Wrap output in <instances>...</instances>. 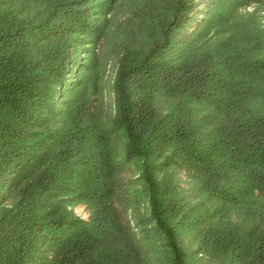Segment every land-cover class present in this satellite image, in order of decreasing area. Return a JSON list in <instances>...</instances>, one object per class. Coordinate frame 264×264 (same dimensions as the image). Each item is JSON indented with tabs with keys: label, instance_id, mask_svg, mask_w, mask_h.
<instances>
[{
	"label": "trees",
	"instance_id": "trees-1",
	"mask_svg": "<svg viewBox=\"0 0 264 264\" xmlns=\"http://www.w3.org/2000/svg\"><path fill=\"white\" fill-rule=\"evenodd\" d=\"M200 1L0 0V264H264V0Z\"/></svg>",
	"mask_w": 264,
	"mask_h": 264
},
{
	"label": "rangeland",
	"instance_id": "rangeland-1",
	"mask_svg": "<svg viewBox=\"0 0 264 264\" xmlns=\"http://www.w3.org/2000/svg\"><path fill=\"white\" fill-rule=\"evenodd\" d=\"M208 1L209 0H201L198 3V8L203 9V10H207L209 8V6H206L208 4L207 3ZM255 7H257L256 4L247 5L244 8H241L240 11H242V10L252 11ZM259 7L261 8L260 13L262 14L263 19H264V5L259 6ZM201 12L202 13L200 15H198V17H202L203 18L205 16V13L203 11H201ZM116 14H118V15L121 14L122 15V12L121 11H118V12H116ZM194 25H195V22H193L192 25H191V27H189L187 29V32L186 33L192 32L193 28L195 27ZM106 70L107 71L105 72V75L103 76V84H105V89H103L100 92L99 99H100V101H102L103 103H105L106 106H107L109 104V102L112 101V94L106 88L107 87V83L109 84L108 80L111 78V74L109 72V70H111V69H110V67H107ZM137 173H138L137 167L133 163H130V164H128L124 168L122 175L126 179H134L137 176ZM183 185H185V184L183 183ZM135 206H136V209H137L135 211L142 212L144 210L142 204H137ZM73 210H74V212L77 215L81 216L82 218H84V219L88 218L89 210H88V208L85 205H83V204H77V205H75L73 207ZM129 213H130V210H128L127 212H124L125 217H128L129 216Z\"/></svg>",
	"mask_w": 264,
	"mask_h": 264
}]
</instances>
